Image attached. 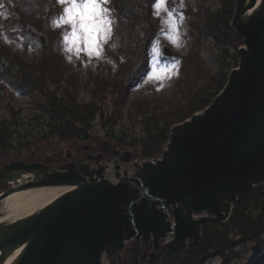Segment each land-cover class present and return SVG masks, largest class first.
<instances>
[{
  "label": "water",
  "instance_id": "1",
  "mask_svg": "<svg viewBox=\"0 0 264 264\" xmlns=\"http://www.w3.org/2000/svg\"><path fill=\"white\" fill-rule=\"evenodd\" d=\"M258 1H236L231 25L245 41L239 67L211 105L171 128L155 163L130 165L126 151L124 172L115 165L113 179L100 166L103 153L91 156L99 165L92 170L83 161L57 170L49 154L46 163L1 161L0 185L9 188L0 203L28 189H72L33 214L0 222V264L17 249L13 264H105L107 257L124 264L131 241L157 249L166 240L180 251L201 237L207 213L227 222L240 199L264 188V0Z\"/></svg>",
  "mask_w": 264,
  "mask_h": 264
},
{
  "label": "rangeland",
  "instance_id": "2",
  "mask_svg": "<svg viewBox=\"0 0 264 264\" xmlns=\"http://www.w3.org/2000/svg\"><path fill=\"white\" fill-rule=\"evenodd\" d=\"M52 1L0 0V47L7 52L11 51L18 60L21 58L28 61L27 63H36L40 55L44 56V51L47 56L40 63L52 62L41 68L42 70L39 69L44 82L41 85L44 93L48 89L50 93H57L58 96L75 92L77 97L72 96L80 103L92 104L98 109L99 115L93 122L90 138L97 136L101 148L108 142L110 152L115 148L121 154L130 150L136 155V152L141 151L139 140L145 137V128L141 124L143 112L160 126L168 120L175 121L179 116L187 115L198 100L200 88L202 91L207 85V88L211 87L216 73L222 70L225 63L234 62L236 58L237 51L234 47H229V53H221L222 46L205 40L199 30L194 35L192 26L193 21L199 17L197 26L200 29L204 22L201 18L204 13H216L222 8V3L230 0H167V10L160 9L159 12L151 6L153 0L151 3L148 0H136L133 2L136 6L131 5L134 16L125 26L120 25V19L110 8L115 0H107V3L100 5L106 11L97 9L94 13L102 27L99 33L102 44L100 55L78 51V48L85 46L73 43L71 34L74 28L65 15V8L62 17H53ZM108 21H111L110 27ZM76 23L78 25V19ZM12 27L17 30L23 28L25 36L16 39ZM54 31L57 34H53ZM153 31L157 32V36L151 40L148 49L147 42ZM19 33L16 32L17 35ZM198 37L200 39L196 43ZM165 49L172 52L173 56L168 57L171 59L162 58L167 57L164 54ZM120 51L124 60H120L119 65L122 64L125 70H132L134 67L131 65L134 66L137 62L135 67L144 72V80L137 87L138 82H132L128 86L123 81L122 70L111 57L113 53ZM195 55H200V58L196 59ZM147 58L150 59L148 68L143 66ZM186 58H190V62L197 61L198 67L190 68L188 63L185 65ZM16 71L11 67L0 71V122L16 124L18 132L12 136L10 134L9 138L10 144L18 148L27 140L47 135L50 130L49 123L54 120L46 111L44 100L47 96L35 87L28 88L24 85L23 79L28 80V77L24 78L25 74L17 75ZM1 72H8L7 75L10 76L7 81ZM30 76L33 77L32 74ZM133 78L139 76L133 73ZM126 81L129 82L128 79ZM120 139H126L124 144L127 147L112 146L114 141L120 142ZM90 140L80 143L83 145ZM136 142L137 146L134 147ZM73 145L75 151L80 144ZM70 146V143L62 145L60 141L48 140L31 153L36 152L42 159L47 152L63 150L66 154ZM121 154L113 156L111 172H114L115 165L124 168ZM27 156L25 159L30 158ZM0 208L4 209V204H0ZM263 237L262 235V241ZM235 239L240 242L234 249L237 256L224 260L221 256L214 255L202 264H264L255 262L256 257H264V247H257L254 251L251 245L240 241L239 237ZM134 244L130 243V249L125 253V264H131L128 262L129 258L132 259L131 251L133 250L134 255L137 252ZM151 252L152 250L146 252L143 264L151 261ZM142 257L144 256H137L135 262L140 263ZM108 264H117V261L110 260Z\"/></svg>",
  "mask_w": 264,
  "mask_h": 264
},
{
  "label": "trees",
  "instance_id": "3",
  "mask_svg": "<svg viewBox=\"0 0 264 264\" xmlns=\"http://www.w3.org/2000/svg\"><path fill=\"white\" fill-rule=\"evenodd\" d=\"M125 1H127L126 4ZM134 1L136 0H115V3L113 4V7L115 8L114 12L117 18L120 19L119 23L121 26H125L127 21H130L134 16L133 11H131V5L136 6L133 3ZM148 1L150 2L151 0ZM52 3L51 12L53 16H62L65 6L59 4L58 2L55 3V0H53ZM234 3L235 0H230L227 3H222L223 6L218 12L212 13L208 11L204 13L201 17L204 19V22L200 29H198L197 26L199 17L192 23L194 35L195 32L199 30L205 40H210L217 43L220 47L222 46L221 53L222 51L229 53V47H234V49L237 50L243 45L244 40L242 37L239 34H236V31L230 27L232 16L235 11ZM18 29L21 30H17L14 27L11 28L16 35V39L20 36H25L23 28ZM17 31L20 32L18 35L16 34ZM53 34H57V32L54 31ZM153 35L154 31L149 40L153 37ZM199 39L200 37H198L195 42L198 43L197 41ZM43 53L46 57L47 55L44 51ZM113 55H111V57L118 65L120 60H124L122 51L113 53ZM44 56L40 55L36 63H27L28 61L24 59L22 60L21 58L18 60L11 54V51L7 52L4 48L0 47V69L4 71L5 68H15L17 70V75L25 74L24 78L28 77V80L23 79L24 85L28 88L35 87L39 92L44 93L43 87H41L44 82L40 76L39 69H43L52 63L51 61H47L45 64L40 63L43 59H45ZM195 58L199 59L200 55H195ZM2 60L6 62L2 63ZM237 60L238 54L236 52L235 61L227 64L225 63L223 65L222 70L216 73V76L213 77L215 78V81H213L211 87L207 88V85L202 91L200 88L198 100L196 101L195 106L190 108L187 115H181L175 121L168 120L163 126H160L159 123L156 124L152 121V117H147L146 112H143V115L141 116V124H143L142 126L145 128V137L142 140H139L141 151L136 152V155L133 154V157H137L142 160L158 158L162 149L167 145L166 143L169 140L171 127L190 118L192 114L200 112L212 103L215 96L226 86L225 84L227 83L229 72L233 69V67L238 65ZM187 63L190 68L198 67V64H196L197 61L190 62V58L185 59V65ZM136 65L137 62L134 66L131 65L134 67L133 69L131 68L132 70H125L122 64L119 65L123 73V81H125L128 86H130L129 84L132 82L135 84L138 81H142V78L144 77L142 76L144 75V72L137 69L138 67H135ZM143 66L146 68L149 67L148 58L143 63ZM146 68L145 71L147 70ZM1 73H3L5 81H7L10 76L7 75L8 72ZM133 73H136L139 78H133ZM31 74L33 77L30 76ZM125 78L128 79L129 82H127ZM44 94L47 96L44 100V104H46V111L54 120L49 123V135H46L48 136V140H53L54 142L60 141L62 145L65 143L79 144L81 141L90 140V133L94 127L93 122L98 117L97 115H99L98 109H96L92 104L84 105L80 103L72 96H76L75 92L66 93L64 96H58L57 93H50V89H48V92ZM15 127L16 124L13 122H0V161H9L17 158L22 160L32 151V149L27 147L32 146L31 144H23V146L20 145L18 148L10 144L11 138H9V135L11 134L12 136L14 133L18 132ZM120 140V142L114 141L113 145L111 142L110 143L112 146L120 148L127 147L124 144L126 143V139ZM42 144L43 143H40L38 145L41 146ZM130 144H132V142ZM38 145L35 148L40 147ZM135 146H137V142L134 147ZM24 149L27 150V153ZM27 157H30L29 160L33 159L32 154ZM206 221L202 238L195 244H192L189 249L185 250V252L177 254L175 252L173 253L169 248L162 247L155 253V256L151 258V261H149L148 264H156L157 262H159V264H202L206 259L214 255L221 256L224 260H231V257L237 256L236 253H234V249L240 243L235 239L237 237H239L240 241L251 245V249L254 251L257 250V247L263 248L264 237L262 241L261 236H264V189H256L246 198L239 200V202L235 204L234 212L228 222H221L218 220L215 221L212 215H209ZM134 246L137 247L134 249L135 251L137 250V252H135L134 255V252H132L133 250L131 251L130 255L132 259L129 258L128 260L131 264H139L135 262L137 260V256H144L141 258V260H143L146 252L153 250L152 246L146 250H141L140 246L137 244H134ZM129 249L126 253H128ZM259 258L260 257H256L255 262L264 263V257ZM140 264L143 263L141 262Z\"/></svg>",
  "mask_w": 264,
  "mask_h": 264
},
{
  "label": "bare ground",
  "instance_id": "4",
  "mask_svg": "<svg viewBox=\"0 0 264 264\" xmlns=\"http://www.w3.org/2000/svg\"><path fill=\"white\" fill-rule=\"evenodd\" d=\"M260 1V0H259ZM258 1V3H259ZM49 135V134H47ZM44 138H35L34 140H27L24 145L31 144L32 146H27L32 150H35V147L40 144L44 143L48 140V136H41ZM82 142V141H81ZM86 142V141H83ZM78 144V143H77ZM79 146L76 147L75 151H72V153L66 157V160L63 161L61 164H69V162H80L83 161V163H89L90 169H98L99 165L97 166L96 160L93 159L91 156H96L97 154L103 153V160L101 162V167L106 165L107 173H109L111 169V158L108 156V154L105 153V150L98 145L94 144L93 141H88L87 143H81L79 142ZM40 146V145H38ZM32 158L34 159L35 153L32 152ZM29 160V158L20 159V161H27L30 163H34V161ZM58 166L55 168L58 170ZM21 184V183H20ZM72 187H55V186H47V187H39L36 189H28L21 192H16L6 198L3 199L4 204V211L2 212V215L0 216V222L4 223H10L15 221L16 219H21L26 217L27 215L33 214L37 212L38 210L44 208L48 205L51 201H54L59 198V196L65 194V192L70 191ZM170 211V210H169ZM172 213V211H170ZM130 243H135L137 245H141L135 241H131ZM129 243V245H130ZM129 245H127V250L129 249ZM153 246L152 242L145 248H142L140 246L141 250H146L149 247ZM158 249V248H157ZM126 250V252H127ZM20 253V249H17L16 253L12 254L6 261L5 264H13V261L17 259V256ZM155 256L154 250H152L151 254L149 255L150 258H153ZM108 258V257H107ZM106 258V260H107ZM140 263H143V260L139 261ZM109 261L107 260V263L105 261V264H108ZM139 263V264H140Z\"/></svg>",
  "mask_w": 264,
  "mask_h": 264
},
{
  "label": "snow or ice",
  "instance_id": "5",
  "mask_svg": "<svg viewBox=\"0 0 264 264\" xmlns=\"http://www.w3.org/2000/svg\"><path fill=\"white\" fill-rule=\"evenodd\" d=\"M57 2L65 6V15L72 22L74 28L71 34L73 43L85 46L84 48H78V51H86L89 55L93 53L100 55L102 44L100 43L99 33L102 31V27L100 22L96 20L94 13L97 9L101 12L106 11L100 5L107 3V0H57ZM153 7L157 8L158 12L160 9L167 10V0H153ZM77 19L79 21L78 25L76 23ZM107 23L110 27L111 21ZM77 28L78 31L75 30ZM65 39L67 40L68 37ZM173 43H175L174 39Z\"/></svg>",
  "mask_w": 264,
  "mask_h": 264
},
{
  "label": "flooded vegetation",
  "instance_id": "6",
  "mask_svg": "<svg viewBox=\"0 0 264 264\" xmlns=\"http://www.w3.org/2000/svg\"><path fill=\"white\" fill-rule=\"evenodd\" d=\"M107 154V153H106ZM59 160L61 162L65 161L66 160V157L62 154L60 157H59Z\"/></svg>",
  "mask_w": 264,
  "mask_h": 264
}]
</instances>
